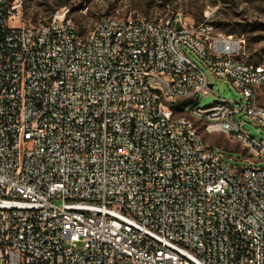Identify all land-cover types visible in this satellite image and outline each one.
I'll list each match as a JSON object with an SVG mask.
<instances>
[{
    "label": "built area",
    "instance_id": "1",
    "mask_svg": "<svg viewBox=\"0 0 264 264\" xmlns=\"http://www.w3.org/2000/svg\"><path fill=\"white\" fill-rule=\"evenodd\" d=\"M24 3L0 0V264H264V139L238 120L264 129V63L245 39L214 10L104 14L84 34L67 5L24 25ZM208 74L243 99L193 104Z\"/></svg>",
    "mask_w": 264,
    "mask_h": 264
},
{
    "label": "rangeland",
    "instance_id": "2",
    "mask_svg": "<svg viewBox=\"0 0 264 264\" xmlns=\"http://www.w3.org/2000/svg\"><path fill=\"white\" fill-rule=\"evenodd\" d=\"M70 6L71 18L80 33H88L96 21L104 14L127 15L130 12L148 14L151 9H161L170 4L174 9H182L191 22L200 23L208 11H215L214 24L217 30L245 39L244 61L264 63V0H25L21 16L24 25H36L48 19L52 9H59V4ZM219 24L228 28L236 26V33L222 30ZM243 26V27H241ZM241 32V33H240ZM194 60L201 65L196 58ZM209 75L214 84L213 93L197 94L192 101L206 107L226 99L239 102L243 95L227 80ZM259 102L264 106V84L257 88ZM192 105V104H191ZM189 105L188 109H191ZM243 128L252 137L264 139V129L257 127L247 116H238ZM207 144L214 147L231 165L242 166L243 153L238 141L219 133L203 134ZM264 167V161L257 164Z\"/></svg>",
    "mask_w": 264,
    "mask_h": 264
},
{
    "label": "trees",
    "instance_id": "3",
    "mask_svg": "<svg viewBox=\"0 0 264 264\" xmlns=\"http://www.w3.org/2000/svg\"><path fill=\"white\" fill-rule=\"evenodd\" d=\"M64 2L63 3H61V4H59V7H62V6H64ZM56 11V9H52V13L53 12H55ZM219 27L222 29V30H226V31H228L229 33H236V31H237V27L236 26H232L231 28H228L227 26H225V25H222V24H219ZM241 27H243V26H241ZM241 33V32H240Z\"/></svg>",
    "mask_w": 264,
    "mask_h": 264
}]
</instances>
